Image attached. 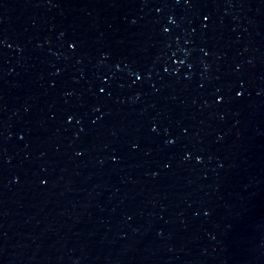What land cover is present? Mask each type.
Returning <instances> with one entry per match:
<instances>
[{"label": "water", "instance_id": "obj_1", "mask_svg": "<svg viewBox=\"0 0 264 264\" xmlns=\"http://www.w3.org/2000/svg\"><path fill=\"white\" fill-rule=\"evenodd\" d=\"M0 264H264V0H0Z\"/></svg>", "mask_w": 264, "mask_h": 264}, {"label": "snow or ice", "instance_id": "obj_2", "mask_svg": "<svg viewBox=\"0 0 264 264\" xmlns=\"http://www.w3.org/2000/svg\"><path fill=\"white\" fill-rule=\"evenodd\" d=\"M207 18V17H206ZM71 47L75 48V43L71 44ZM101 91H103V89H101ZM73 119V117H69V120Z\"/></svg>", "mask_w": 264, "mask_h": 264}]
</instances>
